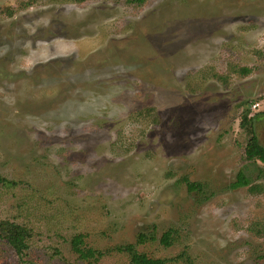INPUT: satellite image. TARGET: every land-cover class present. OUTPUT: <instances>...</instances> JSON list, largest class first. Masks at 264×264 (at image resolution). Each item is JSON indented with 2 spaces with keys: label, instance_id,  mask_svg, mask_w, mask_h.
I'll use <instances>...</instances> for the list:
<instances>
[{
  "label": "rangeland",
  "instance_id": "1",
  "mask_svg": "<svg viewBox=\"0 0 264 264\" xmlns=\"http://www.w3.org/2000/svg\"><path fill=\"white\" fill-rule=\"evenodd\" d=\"M245 115L264 144V0H0V264H264Z\"/></svg>",
  "mask_w": 264,
  "mask_h": 264
},
{
  "label": "trees",
  "instance_id": "2",
  "mask_svg": "<svg viewBox=\"0 0 264 264\" xmlns=\"http://www.w3.org/2000/svg\"><path fill=\"white\" fill-rule=\"evenodd\" d=\"M246 123L248 130L250 132V138L246 146L247 158L254 163L258 160L264 163V144L260 142L259 137L255 130V123L251 118L245 115L242 121V125ZM0 181L3 183H10L13 181L8 180L7 178L0 176ZM15 183V182H13ZM188 188L190 191H202L203 184L190 182L187 180ZM252 183V179L248 177L243 171H240L236 182L233 184L234 187L239 186H248ZM172 232L170 229L163 233L161 237V243L166 246L171 245L172 243ZM30 231L24 225L18 224L16 222H11L9 220L0 221V236L8 240L12 244L17 252L22 253L28 246L27 238L30 236ZM83 234H77L72 239L73 249L82 257L83 259H90L96 256L97 254L102 255L101 251H95L92 248H89L85 245ZM156 236L152 233L140 234L137 240L138 244H143L148 240H154ZM119 251H126L130 254V264H166L169 259L166 258H154L149 257L144 252L138 250L136 244L129 243L127 245L116 247Z\"/></svg>",
  "mask_w": 264,
  "mask_h": 264
},
{
  "label": "built area",
  "instance_id": "3",
  "mask_svg": "<svg viewBox=\"0 0 264 264\" xmlns=\"http://www.w3.org/2000/svg\"><path fill=\"white\" fill-rule=\"evenodd\" d=\"M258 104H256L254 107H256Z\"/></svg>",
  "mask_w": 264,
  "mask_h": 264
}]
</instances>
